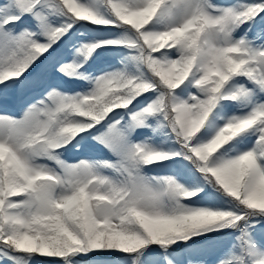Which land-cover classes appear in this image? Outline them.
I'll return each mask as SVG.
<instances>
[{
    "label": "snow or ice",
    "instance_id": "1",
    "mask_svg": "<svg viewBox=\"0 0 264 264\" xmlns=\"http://www.w3.org/2000/svg\"><path fill=\"white\" fill-rule=\"evenodd\" d=\"M14 97L0 264H264V0H0Z\"/></svg>",
    "mask_w": 264,
    "mask_h": 264
},
{
    "label": "rangeland",
    "instance_id": "2",
    "mask_svg": "<svg viewBox=\"0 0 264 264\" xmlns=\"http://www.w3.org/2000/svg\"><path fill=\"white\" fill-rule=\"evenodd\" d=\"M217 3H226L228 0H215ZM82 85L79 83H70L67 85L68 91L73 90H80ZM25 106V102L23 98H16L9 100L8 102L4 103L2 106H0V111H6L8 114L13 116H19L23 110V107ZM139 138V137H138ZM90 158V159H110V155L107 153L106 150L100 148L99 146H96V148L87 153H71L66 155V159L69 161H75L80 158ZM150 174H156V173H150ZM164 174V173H160ZM179 251V250H177ZM41 259H49V260H55L56 258H41Z\"/></svg>",
    "mask_w": 264,
    "mask_h": 264
},
{
    "label": "trees",
    "instance_id": "3",
    "mask_svg": "<svg viewBox=\"0 0 264 264\" xmlns=\"http://www.w3.org/2000/svg\"><path fill=\"white\" fill-rule=\"evenodd\" d=\"M57 259V258H56Z\"/></svg>",
    "mask_w": 264,
    "mask_h": 264
}]
</instances>
